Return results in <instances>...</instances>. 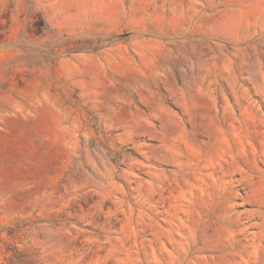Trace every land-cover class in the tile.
Returning <instances> with one entry per match:
<instances>
[{
    "label": "rangeland",
    "instance_id": "374dc122",
    "mask_svg": "<svg viewBox=\"0 0 264 264\" xmlns=\"http://www.w3.org/2000/svg\"><path fill=\"white\" fill-rule=\"evenodd\" d=\"M0 264H264V0H0Z\"/></svg>",
    "mask_w": 264,
    "mask_h": 264
}]
</instances>
